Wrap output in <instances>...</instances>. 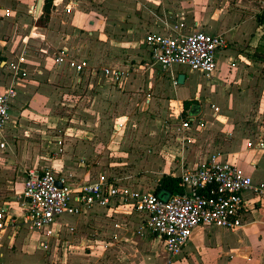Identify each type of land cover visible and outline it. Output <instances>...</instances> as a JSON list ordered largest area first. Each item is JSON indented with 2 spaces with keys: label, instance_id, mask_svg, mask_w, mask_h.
Segmentation results:
<instances>
[{
  "label": "rangeland",
  "instance_id": "374dc122",
  "mask_svg": "<svg viewBox=\"0 0 264 264\" xmlns=\"http://www.w3.org/2000/svg\"><path fill=\"white\" fill-rule=\"evenodd\" d=\"M89 1L82 4L83 12L76 19L58 15L51 23L50 31H54L57 38L71 36V45L76 44L80 48L91 45L94 55L97 54V48H100L103 49L102 54L113 60H130L128 57L131 56L119 51L116 45L109 46L105 42L100 46L95 41L90 42L87 32L105 25L110 35H119L118 31L121 29L126 35V30L131 27L130 20L134 17L136 3L140 0H122L119 3L121 6L115 4V9L113 0ZM199 1L201 4L211 3L209 0ZM212 1L214 6L220 3L219 0ZM28 4H35V1L0 0L2 7L10 8L18 14L12 25L17 24L18 18H23L22 14L27 10ZM140 4V9L145 14L142 22L157 23L165 29L171 28H166V25L175 26L170 22L177 18L172 17L170 22L163 20L161 25L157 19L161 18V14L148 2L141 1ZM34 19L33 16L30 17L33 24L28 28L29 31L35 23ZM24 32L25 29L16 26L15 31L6 34V38L2 39L21 43L20 38L25 35ZM32 36L28 47L30 44L36 48L38 46L34 45L35 42H40L35 38L36 34ZM15 43L11 49L15 45L20 47V43ZM53 45L48 51L50 57L54 53L52 49L56 47ZM9 53L4 55L11 58ZM253 57L258 58L262 65L256 67L255 64L250 74L264 76V50H256ZM2 59L0 56V62ZM2 68L3 65L0 64V74L3 75ZM175 69L184 73L188 70L183 66ZM224 70L225 65L221 64L216 75H223ZM169 75V71L162 70L159 74L160 77L165 76L164 79ZM238 75L241 76L242 73L239 72ZM191 77L193 86L186 95L188 97L193 96L197 84L204 86L207 83L206 78L198 73ZM75 81L65 82L52 75L47 78L46 83L43 81L41 85H27L23 96L26 104L22 110L14 113V119L17 120V126L12 133L14 137L9 138L7 148L0 152V195L20 189L28 171L34 169H53L78 185L93 180L99 174L115 175L117 179L129 184L128 186L151 193L163 175H179L178 169L172 172V167L167 165L168 162L160 152L162 144L177 137L176 134L172 135L175 126L173 113L162 108L161 104L160 107H144L142 86L139 91L133 90L136 84L133 81L129 86H123L127 88L124 92L89 89L86 85H77ZM258 83L260 82L256 81L248 86L249 92L243 91L247 89L242 84L235 90L234 82H218V87L213 83L203 89L201 108L207 122L206 128L189 135L193 139L192 146L200 154H224L223 151H227L226 144L240 153H246L247 143L255 142L258 138L264 140V88ZM212 87L216 89L213 90ZM221 88L225 89L224 93ZM232 94V103L223 101ZM213 97L222 102L216 108L217 115L223 121H217L214 115L211 117L205 104ZM263 165L264 157L258 169ZM261 181L264 182V176ZM108 213L95 212L80 219L63 216L61 219L64 223L70 224L76 230L73 235L63 233L62 239L69 243L67 247L61 246L62 241L56 247L50 240V251H44L37 245V236L32 232L28 236H21L14 244L2 243L0 264H264V251L261 250L260 243L255 242L249 247L248 244L244 246L243 241L237 242L245 234L244 230L238 229L234 233L213 227H202L203 230L198 235L192 236L193 244L186 248L189 252L184 251L182 256L169 261L155 236L146 235L145 232L142 234L136 214L129 216L123 209ZM117 223L120 224V230L118 238L114 240L113 235L117 233V229L112 225ZM252 229L256 230V227ZM203 239L206 240L203 242ZM193 246L195 249L192 251Z\"/></svg>",
  "mask_w": 264,
  "mask_h": 264
},
{
  "label": "crops",
  "instance_id": "0c3cea01",
  "mask_svg": "<svg viewBox=\"0 0 264 264\" xmlns=\"http://www.w3.org/2000/svg\"><path fill=\"white\" fill-rule=\"evenodd\" d=\"M34 1L35 4H28L27 10H25L24 14H22L23 18H18L17 24L14 25H12V23H15L16 15H18L16 11H13L10 8L2 7L0 5V56L3 58L0 64L3 65L2 69L4 70L3 75L0 74V86H6L9 82L8 65L11 62H14L17 57H19L23 49H26L25 62L22 65L25 76L22 77L18 83V95L12 104L11 122L7 131V141L10 140V137H14L12 133L17 126V120L14 119V113L22 110L26 104V101L23 100V96L25 94L27 85H41L43 81H45L43 83H46L47 78L49 79L52 75L58 79L64 80L65 82H72L75 79L76 84L78 83L77 85L83 84L88 86L89 89L94 88L98 91L118 90L117 92H124L127 90V88H123V86H129L131 81L136 82L134 85L135 89L133 90L139 91V88L142 86L141 91L144 93L142 105L148 108L156 105L160 107L161 104L162 108L167 109L168 112L175 115L173 126L178 122L180 118L178 116H181L183 111V101H193V104L190 105L188 111L186 112L187 118L191 119L192 117L190 113H192L194 114L195 118L203 119L204 122H206L205 118L203 117L204 115L202 114L201 92L206 88V86H209L210 84L215 83L217 86L220 84V82H229V84L234 82L236 87L235 90L239 89L240 84H242V87L247 89L243 91L249 92L250 88L248 86H252V84L258 81L260 82L258 84L260 86L263 85L262 87L264 88V76H260L258 74L254 76V74H250V71L251 69H254L253 66L255 64L256 67L262 65L258 58L253 57V54L256 52V50L259 52L264 50V0H219L220 3L219 5L217 4L218 6L216 4L214 6V2L212 0H209V2L211 1L209 4H201L199 0H140V2H148L151 4L150 6H153L156 11L161 14V18L157 17L161 25L163 20L169 21L172 17H174L175 19L177 18L176 21L169 22L173 23L174 25L182 24V32L185 34L191 32H209L211 34L223 35L227 39V47L219 50L216 53V70L222 64L223 66L225 65V73L223 75H216L215 70L212 79L207 80V83L204 86L197 84V86L194 88L193 96L190 97L186 95H188L187 93L193 86V79L191 76L197 72H191L190 70H187L186 74L176 70V67H174L170 75L165 79V76H159L161 69L150 58V53L148 47H146L144 43V38L148 33L162 34L167 32V30L162 26L157 25V23L142 22L143 16L145 14L143 15L144 10L142 8L140 9L141 4L138 2L139 0H135V2H138L136 3L137 7L134 10L135 13H133L134 17H131V27L130 29L126 30V35L122 29L118 31L119 35H116L115 33L110 35L106 31L107 27H105V25L98 26L97 30H90L87 32V36L89 37L88 40L90 42L95 41L96 45L99 44L100 46L104 45L105 42H108L109 46L110 44L116 45L119 51L131 56L128 57L130 58L128 61L126 60L127 58L122 61L116 58L113 60L110 56H107L104 53L102 54L103 49L100 48H97V54L94 55L92 53L93 50H91V45L86 47L87 50L83 46L80 48L76 44L71 45V36L57 38L56 33L54 31H50V25L53 20L58 17V15H63L70 19H76L77 16L83 12V10H81L83 6L82 4L90 2L89 0H52L47 18L45 19L43 17L40 21H38V19L43 14L42 9L45 0L42 2V8L37 17L35 16L37 0ZM106 1L109 2L111 0ZM120 1L123 2L122 0H113V9L116 7L115 4L120 5ZM67 8H70V13L65 12ZM5 10L10 11V15L8 17L5 16ZM108 11L111 12L109 9ZM31 16L35 18V23L29 31L28 28L33 24L30 20ZM254 20H256V23ZM16 26L25 29V35L22 37V39L20 38L21 43L18 41L17 43L14 41L11 43V40L5 41L2 39L6 38V34L12 33L13 30L15 31ZM167 26L171 28L173 27V25ZM33 34L37 35L35 38H38V42H40H35L34 45L38 46L36 48L30 44L28 47L29 40H31L30 37H33ZM90 42L89 44H91ZM13 43H20V47L14 44L15 46L11 49ZM53 44H55L56 47L52 49L54 50V53L50 57L48 51L51 46H54ZM64 46L70 48L76 57L85 59L90 67H95L97 70H99V72L96 74L85 72L81 76L76 77L63 66H57L54 62V57L58 50ZM7 52H10L9 54L12 55L11 58L8 55H4ZM137 52H139L140 55H138ZM104 68H108L112 73L118 72L119 75L104 76L101 72V70ZM239 72L242 73L241 76L238 75ZM181 73L185 75V78L183 84L178 85L177 77ZM188 74L190 76H187ZM198 75L203 76L200 73H198ZM77 79L79 80L77 81ZM223 85L224 84H222V86ZM213 88L214 87H212V89ZM119 89L121 91H119ZM214 89H216V87ZM221 91L224 93L225 89L221 88ZM233 98L234 95L232 94L230 98H226V100L223 99V101H226V103L230 104L232 103ZM210 100L211 101L207 100L205 104L210 110L209 113H211L212 117L214 113L211 110V105L218 107L217 105L222 102L217 97H213ZM196 131L197 130H193L192 132ZM173 134L174 133L172 132V135ZM170 140L162 144L163 147L161 148L160 152L161 155L165 157V161L168 162L167 165L172 167V172L175 169H178L180 173L181 164H183V167H194L208 156V154L203 156L199 153L195 146H192L193 139L190 144H185L183 148L181 146V142L178 141L177 138ZM226 145L225 147L227 151H223L226 160L243 169L249 176H251L254 182L264 183L261 181L262 176H264L262 175V173L264 174V165L260 166V169H258V166L264 157V153L247 150L245 151L248 153L246 155L244 152L240 153V151H236L237 149L233 148V146L228 147ZM2 151L3 150H0V152ZM165 168L166 166H164V169ZM167 175L177 176L173 173ZM119 180L121 181V179ZM71 182L78 185L74 181ZM121 184L127 186L129 185L122 181ZM21 188L22 185L20 189H16L11 193L0 195V201L5 202L6 205L11 208V213L16 212V195L21 191ZM134 189L141 193H151L148 191H141L136 188ZM246 198L249 201V209L244 219L245 225L240 228L242 231H245V234L243 233L244 239L243 237H241L242 239L238 238L237 242L243 241L245 242L244 246L248 244L249 247L255 242L260 243L261 250L264 251V195L257 198L251 195H246ZM101 211L103 212V210L95 208L91 213L76 219L88 217L95 212L99 213ZM104 212L106 214V211ZM110 213L111 212L108 214ZM116 225H118L116 234L119 235L120 224L117 223ZM254 227H256V230L252 229ZM197 229V231L195 230L196 233H194L195 231L193 232V237L198 235L199 232L203 230V228ZM113 231H111V234ZM28 235L29 233L25 231L16 232L11 240H4L1 242L0 247H2V243L5 245L12 243L14 244L21 238V236ZM245 235L248 237L246 238ZM36 236L38 240L37 245L39 248H41V237L37 234ZM192 236L186 247L183 249V253L184 251L189 250L186 249L189 244H193L191 240L193 239ZM204 240L206 239H203L202 241L204 242ZM194 249L195 247L193 246L192 251ZM234 257L235 256H233V258Z\"/></svg>",
  "mask_w": 264,
  "mask_h": 264
},
{
  "label": "built area",
  "instance_id": "2783aa9c",
  "mask_svg": "<svg viewBox=\"0 0 264 264\" xmlns=\"http://www.w3.org/2000/svg\"><path fill=\"white\" fill-rule=\"evenodd\" d=\"M65 12L70 13V8ZM9 15L10 11L5 10V16ZM166 30L162 34L148 33L144 38L152 61L162 71L171 73L174 67L183 66L202 74L206 80L212 79L216 53L227 47V39L205 32L185 34L182 24ZM25 55L26 49H23L8 65L9 82L0 86V150L8 145L12 104L18 95V83L25 76L22 68ZM54 62L76 77L85 72H99L66 46L58 50ZM101 72L104 76L119 75L108 68ZM211 109L217 121H222L217 115L218 108L211 105ZM205 125L203 119L180 118L174 126V134L182 148L191 143L189 134L193 130H203ZM247 144V150L264 153L262 138ZM177 177L183 193L160 198L123 185L113 175L99 174L89 182L76 185L53 169L29 170L16 195V212L11 213V208L0 201V243L11 240L16 232L25 231L41 237L40 247L44 251H50V240L56 247L61 241V246L67 247L69 243L62 239L63 233L73 235L76 230L70 224H63V216L79 218L95 208L111 213L123 209L129 216L136 214L142 234L155 236L170 261L182 255L197 228L213 227L230 232L240 229L249 209L246 195L256 198L264 195V183L254 182L243 169L228 162L222 152L209 154L194 167L181 164ZM114 228L118 229V225ZM113 238L116 240L117 234Z\"/></svg>",
  "mask_w": 264,
  "mask_h": 264
},
{
  "label": "trees",
  "instance_id": "16d2710c",
  "mask_svg": "<svg viewBox=\"0 0 264 264\" xmlns=\"http://www.w3.org/2000/svg\"><path fill=\"white\" fill-rule=\"evenodd\" d=\"M52 0H45L42 12L43 14L40 16L38 21H40L43 17L46 19L50 6H51ZM193 104V101H183L182 102V113L181 116L183 115V119L187 118V111L190 107V105ZM183 193V188L180 185V179L177 176H172V175H163L157 182L155 189L153 191V194L156 195L157 197L160 198H167L173 195H178Z\"/></svg>",
  "mask_w": 264,
  "mask_h": 264
},
{
  "label": "water",
  "instance_id": "95a60500",
  "mask_svg": "<svg viewBox=\"0 0 264 264\" xmlns=\"http://www.w3.org/2000/svg\"><path fill=\"white\" fill-rule=\"evenodd\" d=\"M42 2L43 0H37L36 2V7H35V16L37 17L38 14L40 13V10L42 8ZM185 75L184 74H179L177 77V84L182 85L184 82ZM191 117H194V114L190 113ZM57 186L60 187L61 185L57 183Z\"/></svg>",
  "mask_w": 264,
  "mask_h": 264
},
{
  "label": "bare ground",
  "instance_id": "6f19581e",
  "mask_svg": "<svg viewBox=\"0 0 264 264\" xmlns=\"http://www.w3.org/2000/svg\"><path fill=\"white\" fill-rule=\"evenodd\" d=\"M221 120H222V118H221Z\"/></svg>",
  "mask_w": 264,
  "mask_h": 264
}]
</instances>
